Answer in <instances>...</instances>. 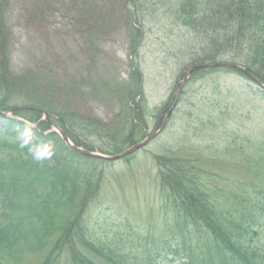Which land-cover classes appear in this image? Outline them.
Segmentation results:
<instances>
[{
    "label": "rangeland",
    "instance_id": "rangeland-1",
    "mask_svg": "<svg viewBox=\"0 0 264 264\" xmlns=\"http://www.w3.org/2000/svg\"><path fill=\"white\" fill-rule=\"evenodd\" d=\"M177 3L0 0V83L34 72L37 95L65 103L72 131L95 148L123 152L154 134L134 154L101 164L104 181L80 241L164 248L176 218L157 161L174 154L196 165L197 176L221 184L229 199L251 202L245 224L260 221L264 244V84L230 67L197 70L185 81L203 55L202 38L172 12ZM223 57L216 62H233ZM19 96L20 90L9 96L17 109L28 101Z\"/></svg>",
    "mask_w": 264,
    "mask_h": 264
},
{
    "label": "trees",
    "instance_id": "trees-1",
    "mask_svg": "<svg viewBox=\"0 0 264 264\" xmlns=\"http://www.w3.org/2000/svg\"><path fill=\"white\" fill-rule=\"evenodd\" d=\"M171 10L201 34L198 53L203 55L197 64L228 55L264 81V0H178ZM2 17L0 11V27ZM37 78L29 72L0 83V91H7L0 92V111L12 110L20 117L17 121L0 114L11 125H0V264H264V244L257 239L260 221L252 222L253 228L245 224L252 203L243 206L229 199L221 184L197 176L196 165L174 154L157 161L161 187L176 218L164 248L130 249L118 241L86 238V233V241H80L84 216L99 196L108 160L73 148L53 125L75 146L105 154L121 150L95 148L74 134L67 106L37 95ZM18 90L28 100L19 109L9 97ZM46 153L52 157L46 159ZM30 255L36 260L25 262Z\"/></svg>",
    "mask_w": 264,
    "mask_h": 264
},
{
    "label": "water",
    "instance_id": "water-1",
    "mask_svg": "<svg viewBox=\"0 0 264 264\" xmlns=\"http://www.w3.org/2000/svg\"><path fill=\"white\" fill-rule=\"evenodd\" d=\"M219 66H231V67H235V68H238V69H243L242 67L238 66V65H235V64H226V63H213V64H203V65H196V66H193L189 69V72H188V76L191 75L194 71L196 70H200V69H203V68H209V67H219ZM188 76L186 77V79L188 78ZM185 79V80H186ZM185 82V81H184ZM0 113H3V112H0ZM172 113V110L170 111L169 115ZM169 117H167L168 119ZM167 119L165 120V122L163 123V126L161 127V129H163L166 125V122H167ZM61 135L63 136V138L65 139V141H69V138L67 137V135L61 131ZM154 138V134L149 136L147 139H145L143 142L141 143H138L134 146H132L131 148H129L128 150L120 153V154H117V155H112V156H107V155H103L101 153H97V152H91V151H87V150H84L80 147H75L77 150L81 151L82 153L88 155V156H97V157H102V158H106V159H109V160H118V159H121L123 157H126L138 150H140L141 148H143L144 146H146L152 139ZM71 145H73L71 143Z\"/></svg>",
    "mask_w": 264,
    "mask_h": 264
}]
</instances>
